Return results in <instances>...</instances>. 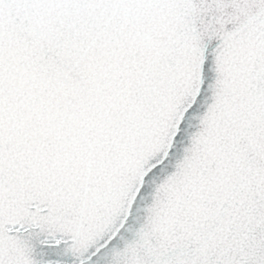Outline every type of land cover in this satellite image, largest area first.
Returning a JSON list of instances; mask_svg holds the SVG:
<instances>
[{
  "label": "snow or ice",
  "instance_id": "obj_1",
  "mask_svg": "<svg viewBox=\"0 0 264 264\" xmlns=\"http://www.w3.org/2000/svg\"><path fill=\"white\" fill-rule=\"evenodd\" d=\"M0 264H264V0H0Z\"/></svg>",
  "mask_w": 264,
  "mask_h": 264
}]
</instances>
